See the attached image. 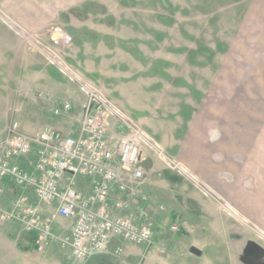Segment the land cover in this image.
<instances>
[{"label":"rangeland","instance_id":"obj_1","mask_svg":"<svg viewBox=\"0 0 264 264\" xmlns=\"http://www.w3.org/2000/svg\"><path fill=\"white\" fill-rule=\"evenodd\" d=\"M255 1L0 0V141L12 123L26 134L55 124L76 132L86 94L52 62L66 65L173 162L149 151L134 197L122 195L127 207L144 209L148 195L140 190L154 182L177 215L204 198L264 250V233L250 224L246 206L223 191L264 187V19L261 13L254 19ZM63 101L71 104L69 114L54 116ZM214 173L222 176L217 185L206 179ZM148 218L153 225L150 212ZM67 220L69 227L56 224V236L69 235L73 219ZM162 222L165 232L156 238L166 247L183 229L166 216ZM12 223L0 221V264H137L134 253L143 245L112 240L76 261L57 239L32 250L15 224L12 240H4L3 225Z\"/></svg>","mask_w":264,"mask_h":264},{"label":"built area","instance_id":"obj_2","mask_svg":"<svg viewBox=\"0 0 264 264\" xmlns=\"http://www.w3.org/2000/svg\"><path fill=\"white\" fill-rule=\"evenodd\" d=\"M60 38L69 40L66 35ZM52 63L86 94L81 119L73 135L49 126L26 134L17 123L10 125L0 141V195L4 181L15 188V195L8 208L0 209V221L18 223L23 232L34 234L38 251L57 239L70 248L76 261L104 251L116 239L150 244L147 210L119 214L128 205L122 195L134 197L133 185L144 179L143 163L149 151L163 156L168 165L173 162L100 91L68 66ZM70 110V102L63 101L51 112L63 116ZM110 118L117 124H111ZM84 179L88 192L79 188ZM59 219H73L67 237L53 232Z\"/></svg>","mask_w":264,"mask_h":264},{"label":"crops","instance_id":"obj_3","mask_svg":"<svg viewBox=\"0 0 264 264\" xmlns=\"http://www.w3.org/2000/svg\"><path fill=\"white\" fill-rule=\"evenodd\" d=\"M252 13L254 14V19L259 18L260 13L264 19V0L255 1ZM53 128L60 130L61 126L55 124ZM207 145L209 144L207 143ZM209 177H206V179L214 180L216 185L217 180L222 179L221 174L218 173H214V175ZM4 184L5 194L3 192L0 195V206L11 203L15 195L13 186L6 181ZM156 184L152 182L150 185L148 184L150 187L144 186L146 187L144 189L145 191L140 190L141 194L145 193V195H148L144 209L150 212L155 221L152 225V242L150 244H143L135 250L134 259L138 261L137 264H264V250H254L252 254L244 255V249L247 244L253 243L257 247L263 246L248 236V234L244 235L245 233L240 232L239 229H232L228 221L218 212L214 203L207 202L203 198L200 201L202 204H198L197 209H188L185 211L179 208L180 211L178 212L180 213L177 215V211L173 207L166 208L164 203H169L170 198L168 195L160 194L156 188ZM168 184L165 183V187ZM247 184H243L242 187L231 188L228 192L226 191L227 189L223 191H225V194L232 196V200L237 201L239 206H246L243 213L247 215L250 224L264 233V187H255L252 184H248L251 185L249 187ZM79 188L83 192H88L89 184L87 180H80ZM219 189L222 190L221 188ZM239 195H245L246 197L244 199H237L240 197ZM158 201L162 203H158ZM2 208L0 207V209ZM138 209L140 208L136 206L134 211L131 205L126 207V209L118 210V213L122 210L125 215L129 216L130 214L126 213V210L132 211L135 214L136 211L138 212ZM157 209L159 210L157 211ZM165 216L168 220L174 222L173 225L175 224L179 229H183L177 237H172L165 241L166 247L156 238L158 233L164 234L165 232V224L162 222ZM14 224L16 227L19 226L15 222L3 225L1 237L4 240L11 241L14 237ZM57 224L69 227L71 222L70 220L59 219ZM193 227H197L199 230L196 233H190V228ZM70 229L71 226L68 228L69 233ZM157 247L163 249V252L167 251V255H160ZM127 259L131 260V257H127Z\"/></svg>","mask_w":264,"mask_h":264},{"label":"trees","instance_id":"obj_4","mask_svg":"<svg viewBox=\"0 0 264 264\" xmlns=\"http://www.w3.org/2000/svg\"><path fill=\"white\" fill-rule=\"evenodd\" d=\"M27 244L31 247L32 250H36V246H35V235L34 234H27ZM254 250L257 251H263L262 249H260L259 247H257L255 244L250 243L247 244L245 249H244V255H250L254 252Z\"/></svg>","mask_w":264,"mask_h":264}]
</instances>
